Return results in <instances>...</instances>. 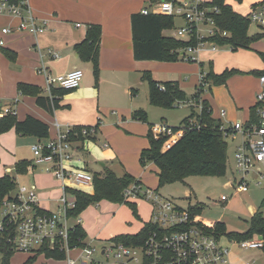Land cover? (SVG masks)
Segmentation results:
<instances>
[{"label":"crops","instance_id":"crops-1","mask_svg":"<svg viewBox=\"0 0 264 264\" xmlns=\"http://www.w3.org/2000/svg\"><path fill=\"white\" fill-rule=\"evenodd\" d=\"M158 1L161 0H28L35 17L40 22H46L45 29L38 36L28 32L4 33L3 28L14 29L19 23V18L10 14H0V39L4 41V45L0 46V100L2 104L12 106L20 121L31 115L47 123L50 129L49 138L57 136L59 130H67L69 127L98 126L97 133L93 138L86 139L82 148L80 144L78 150L81 158L76 157L72 164L80 167L77 163L84 160L85 166L80 168H86L94 174L103 172L105 168H115L113 159L116 157L125 174H132L135 178L140 179L145 186L151 187L147 179H143V174H139L141 151L147 146L149 147V134L154 126L153 123L148 122L149 112L147 110H150L151 106H156L150 101V87L148 81L144 79V74L151 73L153 79L160 83L167 80H170L169 82L178 81L184 90L194 93L193 97L197 92L200 80L202 70L200 63L212 62L216 73L233 68L240 70V73L232 75L225 84L213 85L202 95V98L208 101L212 109V116L221 124L231 126L237 122L246 123L250 120L253 107L256 105V95L260 90V75L254 71L264 69V61L260 56L257 62L255 58L254 63L250 62L253 53L247 49L240 51L239 49L236 51L204 49L199 54L198 62L184 59L178 61L137 60L134 50L132 16L142 13L145 8H151ZM174 21V28L164 30L165 36H173L175 28L183 23H180V18H175ZM78 24L81 25L78 26ZM93 24H99L102 28L99 78L95 76L92 61L83 59L77 50V45L86 39L87 32ZM6 50L12 52L13 58L5 55ZM49 50H53L58 56H52L49 54ZM235 52H240L237 53L239 55L237 61L246 56V58L249 57V62H233L236 57L233 55H237L234 54ZM225 58L226 61L222 65L221 60H225ZM41 65H45L53 76L66 74L77 68L84 71L83 80L78 88L69 90L63 95H53L55 90L53 89L52 99H58L59 103V107L53 113L39 106L36 96L23 94L18 88L21 83L35 85L42 90V94L51 98L46 90V77L38 71ZM188 103L191 104L193 110L194 102ZM138 111L146 112V120L134 117ZM222 111L226 112L224 116L221 114ZM180 136L177 135L174 141ZM242 138L240 133H237L235 138L231 137V139L238 140L235 142L236 150L242 142ZM45 140L32 135H19L15 129H11L0 134V143L11 150L6 151V154H0V156L5 167L10 165L11 168H14L16 164L18 166L19 162H26L27 165L23 171L16 170V175L14 171L12 172L11 176L15 179L16 188L21 186L17 182L16 176H18L20 180L25 181V183L22 181V185L32 187L38 192L39 204L42 209L47 210L46 202H55L58 209L60 198L64 195L67 196L72 191L69 187L64 189L63 184L51 172L45 171L42 166L33 165L32 146ZM91 140L103 147L101 157H99L102 161L100 162L101 168L95 171L90 169L87 160L88 142ZM123 140L132 141L133 146L126 149L121 145ZM23 147L28 151L21 152ZM157 170L154 172L156 180L159 181ZM144 172H147L146 169ZM2 176L4 175L0 172V177ZM228 186H232L231 182ZM77 190L93 192V186ZM56 194L63 195H58L59 198L53 197ZM134 202L138 207L140 220L135 218L129 208L133 221L129 226L127 225L126 229L113 231L114 233L104 237V240L98 239L103 237L100 234L88 242L87 235L86 243L90 244L98 240L105 244L106 241L119 234H136L142 230L151 219L152 206L144 199ZM140 205L147 209L140 208ZM257 211L256 207H251V217ZM81 215L79 216L80 224L83 226L84 219ZM207 223L214 224L215 222ZM261 236L257 235L252 238ZM218 238L229 249V264H257V259L243 260L241 250L248 249L240 247L239 241L227 237L224 243L222 235ZM260 250L264 252V248ZM27 257V260L35 257L31 264L37 262L39 257L45 258L48 262L42 264L63 262L44 255L27 254ZM261 257V262L264 264L262 252Z\"/></svg>","mask_w":264,"mask_h":264},{"label":"built area","instance_id":"built-area-1","mask_svg":"<svg viewBox=\"0 0 264 264\" xmlns=\"http://www.w3.org/2000/svg\"><path fill=\"white\" fill-rule=\"evenodd\" d=\"M220 6L207 0H161L151 8L142 10V14H163L180 18L183 23L175 28L173 37L189 43L185 48L178 49L180 58L198 62L199 54L204 49L212 51L229 45H222L218 38L229 37L230 32L222 29L216 16ZM0 14H10L19 18L18 25L12 29L3 28L4 33L12 31L28 32L38 36L46 27L32 13L28 0H0ZM250 23H254L264 34V0L253 3L246 14ZM81 24H78L80 26ZM264 37V36H263ZM4 41L0 39V46ZM41 56L42 53L39 51ZM52 56H58L49 50ZM46 77V90L53 98L52 91L56 88L76 89L80 86L84 71L75 69L66 74L53 76L45 65L38 70ZM206 71L201 70L197 88L201 101L203 93L209 88ZM260 90L256 95V120L237 122L231 126L222 124L225 137L235 138L242 135V142L237 147L236 176L231 184L239 192H247L251 184L247 176L255 173L254 183L262 185L264 181V74L259 76ZM165 89L164 86H161ZM202 109V103L196 104ZM12 106H4L0 100V118L13 114ZM222 111V116L225 115ZM74 127L58 131L57 136L40 141L32 146L33 165L42 166L51 172L66 189L92 187L94 174L86 168L74 166L72 161L80 157L75 141L71 140ZM155 137L171 135L172 129L166 124L152 126ZM82 133L87 139L97 133L95 126H83ZM176 135H181L178 132ZM240 179L237 181L238 177ZM140 180V179H138ZM223 194L221 202L229 201ZM125 201L138 199L149 200L152 205V216L149 223L152 229L141 244L125 245L109 240L98 249L92 243L84 247L69 244V236L75 224H80V217L73 218L70 211L75 208V201L69 202L67 196L60 198L59 208L48 211L41 208L38 192L26 185L11 190L0 200V264H3V249L7 247L12 253H27L33 256H46L49 250H59L66 254L64 264H100L95 255L99 252L108 259V264H229V249L224 246L218 236L204 228V220H195L189 207H182L172 198L163 196L157 189L145 186L142 181L132 182L124 189ZM245 249L264 248V237L245 239L238 242ZM72 251H79L73 258Z\"/></svg>","mask_w":264,"mask_h":264},{"label":"trees","instance_id":"trees-1","mask_svg":"<svg viewBox=\"0 0 264 264\" xmlns=\"http://www.w3.org/2000/svg\"><path fill=\"white\" fill-rule=\"evenodd\" d=\"M241 2L242 0H238ZM213 3L220 6V13L216 19L218 25L230 32L229 37L218 38L222 45H229L233 51L239 48L251 49L252 44L258 37L250 36L248 28L250 21L246 15L235 11L234 8L225 2V0H212ZM175 18L163 14H142L136 13L132 16V27L134 36L135 58L137 60H158V61H178L180 54L178 49L185 48L189 43L179 40L173 36H165L164 30L174 28ZM102 28L99 24L90 26L86 39L77 45V50L81 57L86 61H92L94 73L99 78V53ZM259 56L264 61V52L258 51ZM5 55L13 58L12 52L6 50ZM203 71H206V79L209 88L213 85H222L234 74L240 73L238 69H226L222 73H216L212 62L209 65V71L204 70V63H200ZM258 75L264 74V69L256 70ZM144 79L148 81L150 87V101L153 105L168 108L175 104L194 102L202 103L200 113H195L196 105H193V114L181 123L180 126H169L172 129L171 135L155 137L152 132L149 134L150 145L142 149L140 159L143 165L147 161H153L157 166V176L159 185H165L175 182H185L191 176H223L228 168V143L221 129L222 124L212 116V109L207 100L198 98L196 92L193 97L180 88L178 82L160 83L153 79L151 73H145ZM164 86L165 89H162ZM23 94H32L37 97V103L47 111L53 113L59 107L58 99H52L42 94V90L35 85L21 83L18 86ZM72 90V89H70ZM69 89H55L53 95H63ZM195 106V107H194ZM256 105L253 107L249 122L256 120ZM146 112L138 111L134 114L135 118L146 120ZM83 126L74 127L71 134V140L81 148L86 141V136L82 133ZM98 129V126H95ZM15 129L22 135H32L39 139H49V125L44 121L31 115L24 120H18L16 115L8 114L0 118V134ZM181 132V136L174 141L176 134ZM94 136V135H93ZM93 136H90V138ZM26 162H19L18 171H23ZM140 181L132 174L118 176L112 169L105 168L103 172L94 173L93 192L71 189L76 197L75 208L70 211L73 218L79 217L82 212L92 203H98L102 200L118 204H126L132 210L135 218L140 220L138 207L134 201H125L124 189L132 182ZM16 188L15 179L10 175L0 177V200L11 190ZM158 190V189H157ZM192 217L195 220H203L201 217V206H189ZM152 225L147 223L145 227L136 234H119L110 240L125 245L141 244L147 234L152 229ZM204 228L217 236L226 235L237 241L252 238L253 236L263 235L264 237V213L257 211L249 222V229L245 233L226 232L223 224L215 222L214 224H205ZM87 233L81 224H75L70 232L69 244L71 247H84ZM3 264H12L11 259L14 255L7 247L3 249ZM46 257L63 261L66 254L59 250L47 251ZM35 257L29 258L24 264H31Z\"/></svg>","mask_w":264,"mask_h":264},{"label":"rangeland","instance_id":"rangeland-1","mask_svg":"<svg viewBox=\"0 0 264 264\" xmlns=\"http://www.w3.org/2000/svg\"><path fill=\"white\" fill-rule=\"evenodd\" d=\"M185 1V0H181ZM261 0H242L239 2L238 0H225L226 3L230 4L235 11L239 12L242 15H246L250 9L251 4L259 2ZM181 20V19H180ZM183 22L182 20L180 23ZM179 23V24H180ZM178 24V20H177ZM248 33L250 36L258 37L259 34L262 33L261 28H259L254 23H250L248 28ZM171 34V33H170ZM174 34V33H173ZM246 48H239V51ZM220 50H230L227 47L220 48ZM253 53L250 57V62L254 63V58L257 62L259 58L258 51L264 52V37L258 38L257 41H255L251 49ZM242 52V51H241ZM239 54L240 52H235L234 54ZM233 54V53H232ZM233 55L236 56L234 61L235 63H239L240 61L249 62V57L243 58L240 61H237V58L239 55ZM220 60V59H219ZM222 65H224L225 60H221ZM220 62V61H219ZM209 65L210 62L204 63V70L209 71ZM214 69V67H213ZM170 80H167L166 82H169ZM178 82V81H175ZM179 83V82H178ZM180 88L187 94L188 97H192L194 94L193 92H187L184 90L179 83ZM150 109V108H149ZM149 112V123H153L154 125L157 124H166L169 126H180L181 122L186 118L193 114V110L191 108V104L189 103H180L175 104L172 107L164 108L160 106H151L150 110H147ZM201 110L199 107L195 108V113H200ZM163 119V120H162ZM11 130V129H10ZM9 130V131H10ZM17 133V132H16ZM19 134V133H17ZM20 135V134H19ZM238 142V140H234L228 138V168L226 173L223 176H191L189 177L185 182H175L165 185H159V181H157V177L154 171L157 170L156 165L151 162L147 161L146 165H143L141 163V170L139 174H143V179L146 180L149 183V186L158 187L159 192L168 198H172L175 201H177L182 207H189L192 205H200L201 206V217L206 222H219L223 224L226 232H239V233H245L249 229V222L251 220V207H256L258 211H262L264 213V181L262 182V185H256L254 183V179L256 178L255 173L251 172L250 175L247 176L248 180L252 181L249 189L247 192H239L237 191L236 187L232 185L231 187H227V185L232 181L233 183L236 176V160H235V142ZM241 142V139H240ZM241 144V143H240ZM239 144V145H240ZM121 145L125 147L126 149L131 148L133 146L132 141L129 140H123ZM238 145V146H239ZM145 147V146H144ZM148 147V146H147ZM103 150V147L99 145L96 141L91 140L88 142V153H87V160L88 165L90 166V169L92 170H98L101 168L99 157H101V151ZM6 151H11L7 146H3L2 143H0V154L5 153ZM23 151H28V149H23ZM8 153V152H7ZM9 154V153H8ZM31 159V158H28ZM103 161L107 162L106 159H103ZM115 162V168L112 170L118 175L123 176L125 175V171L122 167V165L119 163V160L115 157L113 159ZM139 162V161H138ZM80 167L85 166L84 160L77 163ZM3 166V159L0 156V172H2V175H13L17 170V164L14 166V168H11V166L5 167L4 170ZM111 169V168H110ZM146 169V173L144 170ZM144 172V173H143ZM17 173H15L16 175ZM144 174H146L144 176ZM139 175V176H140ZM17 177V182L22 185L25 183L23 179H19ZM238 177V176H237ZM22 178V177H21ZM240 179L238 177L237 181ZM88 191V189H87ZM225 194L229 195V201L222 203L219 199L220 197ZM59 194H56L53 197H58ZM63 195V194H62ZM59 195V196H62ZM55 198V199H57ZM67 198L69 202L75 201L76 197L74 193L69 192L67 194ZM151 204L149 200H146ZM46 209L50 211H56V203L55 202H46ZM152 206V205H151ZM140 208L147 209L143 205H140ZM81 217L84 219L83 222V228L85 229L88 239L87 241L90 242L91 238L98 237L100 234L103 235V237L98 238L104 240V237H107L109 235H112L114 233L113 231H121L126 229L127 225H130V222L133 221L132 219V213L126 204H118L113 203L110 201L102 200L98 203H92L90 204L83 212ZM261 236V235H258ZM223 242H226L227 236L222 235ZM87 242V243H88ZM109 241H106L105 244H103L102 241H94L92 244L96 246L98 249L105 246ZM260 249H248V250H241V256L243 260L246 259L253 260L257 259V264H262L261 262V252L264 254L263 250ZM79 254V251H72L71 256L75 258ZM258 256V257H257ZM28 258L27 254L23 253H15L11 259L12 264H21L24 263ZM96 260L101 262L100 264H108V259L105 258L103 255H101L99 252L95 255ZM47 262L45 258L39 257L37 262L34 264H42ZM48 263V262H47ZM64 264V262L59 263Z\"/></svg>","mask_w":264,"mask_h":264}]
</instances>
